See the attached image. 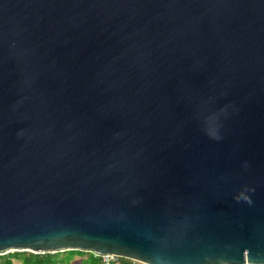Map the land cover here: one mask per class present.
Wrapping results in <instances>:
<instances>
[{
	"label": "water",
	"instance_id": "95a60500",
	"mask_svg": "<svg viewBox=\"0 0 264 264\" xmlns=\"http://www.w3.org/2000/svg\"><path fill=\"white\" fill-rule=\"evenodd\" d=\"M264 264V0H0V254Z\"/></svg>",
	"mask_w": 264,
	"mask_h": 264
},
{
	"label": "trees",
	"instance_id": "16d2710c",
	"mask_svg": "<svg viewBox=\"0 0 264 264\" xmlns=\"http://www.w3.org/2000/svg\"><path fill=\"white\" fill-rule=\"evenodd\" d=\"M83 256L82 264H103L101 257L92 251L69 249L57 252L35 253L31 251H9L0 254V264H72L75 257ZM122 264H143L125 257H121Z\"/></svg>",
	"mask_w": 264,
	"mask_h": 264
},
{
	"label": "built area",
	"instance_id": "2783aa9c",
	"mask_svg": "<svg viewBox=\"0 0 264 264\" xmlns=\"http://www.w3.org/2000/svg\"><path fill=\"white\" fill-rule=\"evenodd\" d=\"M95 254L101 257V261L103 264H122L120 256L114 254H99V253H95Z\"/></svg>",
	"mask_w": 264,
	"mask_h": 264
},
{
	"label": "rangeland",
	"instance_id": "374dc122",
	"mask_svg": "<svg viewBox=\"0 0 264 264\" xmlns=\"http://www.w3.org/2000/svg\"><path fill=\"white\" fill-rule=\"evenodd\" d=\"M83 258H84L83 256L77 255L75 257V260L72 262V264H82V259ZM15 264H19V262L18 261H15Z\"/></svg>",
	"mask_w": 264,
	"mask_h": 264
}]
</instances>
